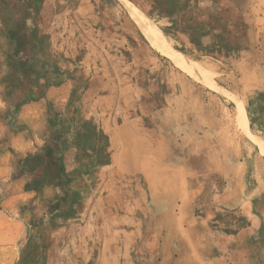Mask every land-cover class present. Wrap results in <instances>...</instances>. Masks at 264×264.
Wrapping results in <instances>:
<instances>
[{
	"label": "rangeland",
	"instance_id": "rangeland-1",
	"mask_svg": "<svg viewBox=\"0 0 264 264\" xmlns=\"http://www.w3.org/2000/svg\"><path fill=\"white\" fill-rule=\"evenodd\" d=\"M43 1L38 15L32 7L35 14L27 27L24 20L32 13L25 12L28 0H0V16L14 20L8 25L14 26L13 48L20 52L5 53V29L0 26V96L5 93L6 82L29 90L31 68L39 55L31 52L26 37L38 31L36 39H31L35 42L46 35L52 49L58 51L63 80L61 87L49 90V98L55 100L50 115L56 117L46 120L53 129L42 138L55 136L58 140L63 136L71 121L67 112H71L74 123L89 126L94 140V146L87 152L82 150L77 158L93 157V169L97 170L91 179L89 166L83 165L72 175L76 184L68 179L57 182L55 193L53 189L47 191L45 201L38 195L43 194L39 193L40 184L25 185V192L33 191L29 192L33 197L21 209L20 205L19 211L14 204L19 217H25L24 243L15 261L0 264H41L44 240L48 239L46 264H103L97 260L101 253L125 249L135 256L141 252L144 232L131 234L134 226H119L121 231L103 226L104 206L124 214L126 197L137 193L135 184L138 192L149 193L143 177L126 176L121 162L106 172L103 182L100 169L109 155L110 140L112 152L123 159L124 137L131 139L126 144L136 158L147 153L166 164L186 165L189 192L195 194L193 214L205 218L207 226H240L241 220L250 217H237L234 209L221 206L217 200L213 203L214 196L224 194L239 179L247 185L245 191L256 193L250 215L255 217L256 226L258 222L264 226V6L255 8L254 19L262 21L254 49L249 50L248 45L229 47V54H206L199 53L193 40L175 30L161 11L163 0ZM127 5L164 46L198 63L204 72L192 77L153 47L130 17ZM20 90L23 88L14 92L18 98L22 96ZM45 154L53 158L52 151ZM40 165L39 156L15 154L12 172L17 176ZM79 192L82 195L78 199ZM75 209L81 217L65 224L57 234L59 227L43 237L50 212L67 214ZM8 224L0 220V226ZM112 240H116L114 245ZM6 253L0 252V259Z\"/></svg>",
	"mask_w": 264,
	"mask_h": 264
},
{
	"label": "crops",
	"instance_id": "crops-1",
	"mask_svg": "<svg viewBox=\"0 0 264 264\" xmlns=\"http://www.w3.org/2000/svg\"><path fill=\"white\" fill-rule=\"evenodd\" d=\"M163 1V5H160L161 11L166 13L175 30L193 40L199 53L229 54L232 52L228 50L229 47L241 48L248 45V49L251 50L256 46L255 39L260 37L259 23L262 19H254V14L256 7L264 6V0ZM43 2V0H33V2L28 0L25 12L31 10L32 13H29L24 20L27 27L32 14L40 13ZM13 21L8 18L3 20L0 16V26L5 29L4 41L8 47L5 53L11 55L20 53L18 50L15 52L13 48L14 26L8 25ZM37 32L34 31L30 37L29 35L26 37L32 45L31 52L35 56L39 55L33 61L29 90L23 86L14 87L12 83L6 82L5 93L0 96V208L7 207L3 211L0 209V220L10 225L0 226V252H7L0 259L1 262L15 261L19 248L24 243L25 217H19L14 206L17 205L19 211V206L21 205V209L33 197V194L29 193L33 191L25 192L28 191L25 185L40 184L39 193L43 194L38 195L45 201L44 195L47 191L53 189L55 193L57 182L68 179L76 184L77 180L72 179V175L83 165L89 166L91 179L96 175L97 170V168L93 169V157L87 155L89 159L82 161L77 158V154L82 150L86 149L87 152L88 147L94 146V140L93 133L88 131L89 126L85 122L74 123L71 112H67L71 121L67 123L68 130L63 136L58 140L55 136L42 138L46 132L49 135L53 129L49 128L46 120L56 117L55 114L50 115V110L54 106L52 101L55 100L49 98V90L61 87L63 78L57 63L58 51L52 49L48 37L45 35L38 37V42L31 41L36 39L34 37ZM200 40H204V43ZM51 56H55L54 59H50ZM46 72H49V76ZM22 88L23 90H20L22 96L16 97L14 92ZM130 140H125V137L123 139V159L119 156L117 158L112 152L113 144L110 140L109 155L106 156L105 165L100 169L102 174L99 171L97 175L101 174L104 182L107 177L106 172H112L117 163L121 162L125 167L126 176L140 174L146 181L149 193L138 192V186L135 184L134 190H137V193L132 198L126 197L128 201H125L127 206L124 214L107 206L102 208L105 220L103 226H115V231L121 229L119 226H134L130 229L131 234L145 233L141 239L142 249L135 256L127 254L125 249L118 253L114 250L109 255L101 253L97 260L103 264H264V226H259V222L256 226L255 217L250 215L253 207L251 202L257 196L255 197V192L244 190L247 185L241 184L242 179L237 180L221 196H214L213 203L216 204L217 200L221 206L234 209L237 217H250L241 220L240 226H207L205 218L193 214L192 198L195 194L189 192L191 187L186 165L166 164L165 161L147 153L142 157L138 154L136 158L134 150L126 144ZM46 151H52V159L47 157ZM15 154L24 158L39 156L41 165L16 176L14 171L12 172ZM56 157L57 165L53 163ZM195 188L198 190V187ZM81 195L79 192L76 196L79 199ZM109 195L106 196L108 199H110ZM24 215L25 212L22 213V216ZM81 215L77 211L67 214L50 212L48 221L43 225L45 226L43 237L45 238L49 230L59 227L55 232L57 234L65 224L77 220L75 217ZM115 241L112 240L113 245ZM49 243L50 239L48 242L44 240V253L41 255L44 257L39 260L41 264L47 263ZM148 247L150 248L147 251Z\"/></svg>",
	"mask_w": 264,
	"mask_h": 264
},
{
	"label": "bare ground",
	"instance_id": "bare-ground-1",
	"mask_svg": "<svg viewBox=\"0 0 264 264\" xmlns=\"http://www.w3.org/2000/svg\"><path fill=\"white\" fill-rule=\"evenodd\" d=\"M127 11L133 21L136 23L140 31L144 34L149 43L166 55L172 62L180 69L184 70L188 75L195 77L198 74L204 72V69L196 62L189 61L185 59L182 55L172 52L169 48L164 46L148 28L144 25L143 20L136 14V12L131 8V6H126ZM204 62V61H203ZM207 64V63H206ZM206 71V70H205ZM209 71V70H208ZM207 71V72H208ZM209 73V72H208ZM217 74V73H216ZM202 76V75H201ZM200 76V77H201ZM198 78V77H197Z\"/></svg>",
	"mask_w": 264,
	"mask_h": 264
}]
</instances>
